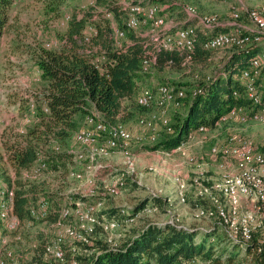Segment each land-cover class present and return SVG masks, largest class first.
<instances>
[{
	"label": "rangeland",
	"instance_id": "rangeland-1",
	"mask_svg": "<svg viewBox=\"0 0 264 264\" xmlns=\"http://www.w3.org/2000/svg\"><path fill=\"white\" fill-rule=\"evenodd\" d=\"M109 2L113 3L111 5L116 4L117 8L109 10L97 4V0H15L9 10V20L0 38V201L4 200L7 206L0 211V262L3 264H65L66 259L69 261L71 258L70 264H73L75 257L90 255L101 244L118 247L135 231L153 222L203 230L218 226L220 221L211 195L219 201L223 200L220 189H215L220 182V164L225 163L229 173L237 175L240 172L238 160L233 158L237 145L248 142L255 148L264 147V119L258 116V111H252L247 106L238 109V116L228 122L207 127L204 132L199 127L195 131L201 134L187 139L181 145L185 149L183 152L156 148L158 142L172 133L170 125L175 112L183 108L172 102L164 106L154 103L151 107H142L137 103L138 94H135L132 99L124 100L126 109L116 120L106 117L108 121L126 125L130 129L133 136L128 149L108 148V134L111 131L108 128L115 125L107 123L100 113L77 114L78 128L70 137H51L47 143L39 142V158L30 168L18 170L9 160L7 145L27 140L30 128L41 125L35 104L38 99L42 100L46 79L43 78L38 59L43 50H56L66 42L74 18H87L82 44L90 52L100 47L94 42L99 26L110 27L111 46L120 49L128 45L127 41L131 42L132 34L152 36L158 40L161 36L186 30L176 29L174 20L166 19L163 14L168 10L174 12L170 17L181 21L187 20L188 13L193 12L194 15L189 16L197 17L202 26H205L203 21L206 19L223 23L222 20L227 19L225 11L231 13L237 22L241 12L248 17L251 10L242 9V4L235 10L237 6L234 0ZM137 2L141 8L138 12L141 13L142 17L139 18L142 21L137 27L129 28L126 8ZM150 7L157 10V17L165 18L164 26L158 28L154 24L155 19L146 14ZM176 7L177 12L174 10ZM218 27L214 29L215 32ZM201 28L195 31L197 37L202 33ZM153 30L155 33H152ZM121 31L126 34L123 38L118 36ZM203 37L206 38L205 35ZM234 49L222 48L213 52L210 59L189 61L176 67L161 69L146 65V71L150 74L147 79L140 81L143 87L141 94L156 92L160 86H168L174 93L182 92L185 101L190 93L198 90L204 76L218 74L228 54L241 51ZM255 59L260 60L263 66L264 52L251 62ZM251 70H244L241 75V80L246 84L249 81L245 79L244 73ZM261 90L264 92V81ZM259 94L262 98L263 94ZM100 124L107 128L100 131ZM189 134L187 138L191 136ZM229 139H234L236 146H227ZM213 148L221 150L219 155H214L215 160L211 156ZM257 150L264 152L259 147ZM191 158L194 159L192 164L189 162ZM215 162L218 172L214 175L202 169L191 171L203 163H207L208 167ZM20 183L29 189L36 186V190L31 192L30 201L34 218L23 222L17 218L10 205L14 190ZM152 196L160 200L154 201ZM146 200L149 201L148 207L137 214L132 223L118 226L117 223L122 220L119 218V221H112L110 226L97 218L110 209L114 210L109 212L110 215L118 210L126 213L135 211ZM257 204L256 198L240 196L238 200L241 213L250 218L252 242L254 240L255 244L264 248V204L260 205L261 211H256L254 207ZM201 210L207 214L202 216ZM237 229L238 226L220 227L213 237L214 244L218 248L222 246L225 238L223 231L233 241H242L236 236ZM59 241L64 252L62 261H56L55 257L45 253L49 245ZM254 252L260 253L261 247ZM257 255L250 253L247 257L236 259L234 264H264L261 260L257 262ZM209 262L201 257L196 258L198 264Z\"/></svg>",
	"mask_w": 264,
	"mask_h": 264
},
{
	"label": "trees",
	"instance_id": "trees-1",
	"mask_svg": "<svg viewBox=\"0 0 264 264\" xmlns=\"http://www.w3.org/2000/svg\"><path fill=\"white\" fill-rule=\"evenodd\" d=\"M14 1L0 0V38L4 34L9 10ZM97 4L109 10L117 8L109 0H97ZM132 5L139 7L138 2ZM126 13L128 24V6ZM86 21V17L74 18L66 35L65 46L60 50H43L40 54L38 64L43 78L46 79V85L42 100L38 99L35 105L41 125L30 128L27 140L14 141L10 146L7 145L9 160L18 170L30 168L39 158V142L47 143L51 137H70L78 128L75 117L77 114L98 112L107 123L115 126L119 124L108 121L106 117L116 120L126 109L124 100L132 99L135 94H138L137 97L143 95L140 81L147 79L150 74L144 66L146 62L161 69L166 66L176 67L189 61L210 59L213 52L217 51H209L203 47L206 38L201 33L192 51L166 50L161 43L162 37L157 40L152 36L136 34L131 35V42L127 46L113 49L110 43V27L99 26L94 42L100 45L105 54L96 56L92 50L87 52V47L82 44ZM246 36H251V41L242 47H229L241 51L228 54L218 74L204 76L198 90L190 93L183 103L182 112H175L170 125L172 133L158 142L156 148L173 151L187 141L191 131L199 127L207 130V127L217 126L233 109L237 111L249 106L252 111L257 112L264 106V92L261 90L263 77L257 81V87L263 94L262 105L259 107L253 106L247 95V87L241 80L243 71L252 59L264 52V45L256 43L255 34ZM29 188L20 183L14 190L13 211L22 222L34 218L30 201L31 192L36 190V186ZM152 198L154 201L160 200L158 197ZM148 202L146 200L135 211L127 212V217L134 218L148 207ZM112 211L114 210L110 209L106 214L98 215V220L110 225L111 221L121 218L122 210L110 215L109 212ZM219 228L214 225L203 230L170 223H148L118 247L111 248L101 244L94 253L75 257L74 260L77 264H193L197 257H201L206 262L210 261L208 264H234L238 258L257 253V262H264L262 245L255 244L253 240L248 244L249 249L243 252L241 244L230 239L225 231L224 242L218 248L213 237L219 232ZM79 246L82 247L83 244ZM260 247L261 254L254 252ZM71 259H66L65 264H70Z\"/></svg>",
	"mask_w": 264,
	"mask_h": 264
},
{
	"label": "bare ground",
	"instance_id": "bare-ground-1",
	"mask_svg": "<svg viewBox=\"0 0 264 264\" xmlns=\"http://www.w3.org/2000/svg\"><path fill=\"white\" fill-rule=\"evenodd\" d=\"M139 9L141 8H139L138 6H133L132 4L128 6L127 25L129 28L137 27L140 21H142L139 18L141 16V13L138 12ZM190 13L188 14L194 15L193 12ZM146 14L149 16V18H153V14H157V10L155 8L150 7L148 8ZM163 18L164 17L162 16L161 17L158 16L154 18L155 19L154 24L158 28L164 26L165 18L164 19ZM248 18L253 24L254 21L264 22V5L261 9L250 10L248 12ZM203 23L207 27H212L217 24L214 20H208V19L204 20ZM90 30L93 31L92 28H90ZM152 33H155V31L153 30ZM262 33H264V26H259V30H257L256 34H262ZM125 35L126 34L123 31L118 33V36L121 38L125 37ZM260 38L261 36L256 35V39H255L256 43H258V40H260ZM250 41H251V36L218 33L208 38L204 42L203 47L209 51H215L222 48L242 47L248 44ZM197 42L198 39L193 34V32H189L187 30H180L178 32L176 31V33L174 34H168L162 37L161 43L163 48L166 50L178 49L181 51H192L195 48ZM146 65L149 66L147 62L144 64V66ZM250 68H252L251 71H247L244 73V77L247 81H249V84H246L245 82L244 83L247 87V95L249 100L252 102L253 106L259 107L262 105V98L261 95L259 94V92L261 93V91L257 87L258 86L257 81L261 77L264 78V65L261 66L260 60L255 59L245 70H248ZM168 102L175 103L177 107H182L184 105L183 93L182 92L174 93L172 90H170L168 86H160L156 92L141 95L137 99L138 105L142 107H151V105L154 103L160 106H164L165 104H168ZM229 113L230 114H228L226 118L224 116L222 120L220 119L221 120L220 123L228 122L229 120L238 116L236 110ZM258 116L264 119V106L258 110ZM122 127L124 126L116 125L108 128V130H111L108 134V143H107L109 149L126 150L130 147V145H126V146L111 145L110 143L113 135H116V140H123L126 138V131H121ZM104 128H107L104 124H100L98 127L100 131H103L102 129ZM200 131L204 132L205 128L202 127ZM84 141H86V139H84ZM227 146H236L235 140L229 139L227 141ZM237 147L238 149L234 153L236 155L237 153L241 152V158H237L240 172L237 175L230 174L229 171L227 170V165L225 163L220 164L219 166L220 182L218 183L215 189H220V192H222L223 200L219 201L215 196L212 195H211L212 197L211 199L216 208V213L219 221L225 223H233L239 227V229H237L238 234L236 236L237 237L239 236V238H241L242 241L239 240L237 242L241 244V247L243 248V252H245L249 249L248 244L253 239V231L251 230L250 218L248 216L243 215L240 211L238 200L240 196L252 198V199L256 198L258 200V204L254 207V209L256 211H261L260 205L264 204V176L262 175L264 174L263 173L264 152H260L251 143L248 142L240 143L237 145ZM173 151L183 152L185 151V149L184 146L180 145L176 150ZM220 151L218 148H213L212 153L213 155L216 156L219 155V153H221ZM3 201L4 200L0 201V211L5 210L7 207L5 202ZM11 202H13V200H11ZM45 205H47V202L45 203ZM206 214L207 213L205 210H201L202 216H205ZM121 215H122L121 216L122 220L121 221L117 220L119 221V223H117L118 226L122 225L123 223L124 224L132 223L135 221L137 217V216H135L134 218L127 217L125 211H122ZM219 227H227V226H219ZM228 227H235V226H228ZM61 245L62 242L60 241L54 243L52 246L49 245L46 249L47 252L45 251V253H47V255L49 254L52 257H55L54 260L56 261L57 260L62 261L64 258V252L61 248ZM74 251L75 248L73 249V252ZM0 264L3 263L0 262ZM73 264H77V263H75L74 261ZM193 264H196V261H194Z\"/></svg>",
	"mask_w": 264,
	"mask_h": 264
},
{
	"label": "crops",
	"instance_id": "crops-1",
	"mask_svg": "<svg viewBox=\"0 0 264 264\" xmlns=\"http://www.w3.org/2000/svg\"><path fill=\"white\" fill-rule=\"evenodd\" d=\"M240 4H242V9L243 8H246V9L253 10V9H259L260 7L262 8L263 5H264V0H234V5L237 6L235 8V10L240 8ZM166 7H168V6H166ZM166 7L163 8V11L165 10ZM174 10H175V12H177L178 11L177 7ZM163 11H162V13H163ZM173 13L174 12H171V10H168V11L164 12L163 15L166 17L167 20H172V21L174 20L176 29L177 28H179V29L181 28V29H186L187 31H189V30L192 31V32L194 31L193 33L196 35V32L195 31H197L198 28L202 27L200 29V32H202L203 35L206 36V40L208 38H210L211 36H214V35L218 34L219 32H223V33H219V34H230V35L231 34H234V35H247L248 34L249 35V34H252V33L255 34L257 32V30L255 31L253 29L254 28V24L242 12H241V18H240V20L238 22H236L232 18L233 15L231 13L228 14L227 11H225L224 13L226 14L225 17H227V19H223L222 20V22H223L222 23V26L219 25V24H216L217 26L219 25V27L221 26L220 28L218 27V32L217 31L215 32V30H214L217 27L216 25H215L216 27L215 26H212V27L202 26L201 23H200V21H199V19L193 18V17H191L189 15L188 16L190 18H192V19L187 18V20L181 21V20H178V19H175V18L170 17V15L173 16ZM175 17H177V16H175ZM185 22H187V24L189 25L188 27L186 26ZM262 35H263V37L260 38V41L262 42V45H264V33L260 34V36H262ZM196 37H197V35H196ZM65 43L63 42L60 45L61 47L60 48L58 47V49H56V50H60L62 47H64L65 46ZM129 43H130L129 41L126 42V44H129ZM234 50H239V49H234ZM93 51H94L93 54H95V53L96 54L97 53H99V54H105L104 51L101 49V47L94 48ZM155 88H152V90H154ZM179 112H182V110H179ZM199 134H201V133H199ZM199 134H196V131L193 130V131L190 132L189 135H191V136H189L188 139H191V137L194 138L195 135L198 136ZM258 147L260 149L264 150V147H260V146H258ZM258 147H257V149H258ZM211 156L214 157V155H212V154H211ZM214 160H215V157H214ZM189 162L192 164L194 162V159L193 158L189 159ZM206 164L203 163V165H201L198 168L197 167L196 168H193V169H191V171L196 172V171L202 169V170H205L206 172L211 173L212 175H214L216 173V171L218 170L217 169V166H216L217 163L215 162V163L211 164L208 167H207ZM205 165H206V167H205ZM212 177H214V176H212ZM11 200L12 199H10V205H11ZM11 210H12V207H11ZM2 221H4V220H2Z\"/></svg>",
	"mask_w": 264,
	"mask_h": 264
},
{
	"label": "built area",
	"instance_id": "built-area-1",
	"mask_svg": "<svg viewBox=\"0 0 264 264\" xmlns=\"http://www.w3.org/2000/svg\"><path fill=\"white\" fill-rule=\"evenodd\" d=\"M156 17H157V15L153 14V18H156ZM217 24L222 25V23H217ZM130 26H133V25H130ZM259 26H264V22H255L254 21V28L253 29L254 30H259ZM259 43H262V42L260 40H258V44ZM99 70H100V68H99ZM233 111H234V109H233ZM94 131H95V128H94ZM121 131H126V138L123 139V140H116V135H113L112 138H111V141H110L111 145H124V146L132 145V136H133V134L130 131V129H128V127L125 125L124 127H122ZM233 158H241V152L237 153ZM231 159H230V161H231ZM13 200H14V198H13ZM11 204H12V209H13V202H11ZM218 226H227L228 227V226H236V225L233 224V223L220 222L218 224ZM108 228H109V226H108ZM196 264H198V263H196Z\"/></svg>",
	"mask_w": 264,
	"mask_h": 264
}]
</instances>
